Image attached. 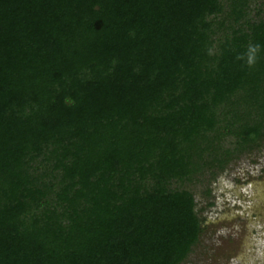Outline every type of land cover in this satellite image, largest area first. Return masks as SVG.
<instances>
[{
    "label": "trees",
    "instance_id": "trees-1",
    "mask_svg": "<svg viewBox=\"0 0 264 264\" xmlns=\"http://www.w3.org/2000/svg\"><path fill=\"white\" fill-rule=\"evenodd\" d=\"M263 138L264 0H0V264H181Z\"/></svg>",
    "mask_w": 264,
    "mask_h": 264
},
{
    "label": "rangeland",
    "instance_id": "rangeland-1",
    "mask_svg": "<svg viewBox=\"0 0 264 264\" xmlns=\"http://www.w3.org/2000/svg\"><path fill=\"white\" fill-rule=\"evenodd\" d=\"M188 188L204 221L181 264H264V138L215 177L203 175Z\"/></svg>",
    "mask_w": 264,
    "mask_h": 264
}]
</instances>
